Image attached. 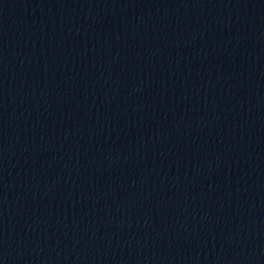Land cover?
Wrapping results in <instances>:
<instances>
[{
	"label": "water",
	"instance_id": "water-1",
	"mask_svg": "<svg viewBox=\"0 0 264 264\" xmlns=\"http://www.w3.org/2000/svg\"><path fill=\"white\" fill-rule=\"evenodd\" d=\"M0 264H264V0H0Z\"/></svg>",
	"mask_w": 264,
	"mask_h": 264
}]
</instances>
